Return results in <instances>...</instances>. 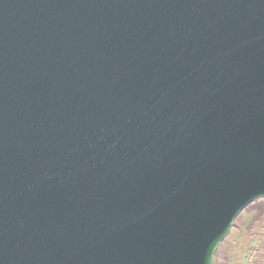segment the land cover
<instances>
[{
  "label": "water",
  "instance_id": "1",
  "mask_svg": "<svg viewBox=\"0 0 264 264\" xmlns=\"http://www.w3.org/2000/svg\"><path fill=\"white\" fill-rule=\"evenodd\" d=\"M264 199V0H0V264H212Z\"/></svg>",
  "mask_w": 264,
  "mask_h": 264
},
{
  "label": "rangeland",
  "instance_id": "2",
  "mask_svg": "<svg viewBox=\"0 0 264 264\" xmlns=\"http://www.w3.org/2000/svg\"><path fill=\"white\" fill-rule=\"evenodd\" d=\"M258 202H263L259 200ZM252 203L249 207L244 209L234 221V225L230 229L225 241L234 243L238 247L234 250V258H241L249 251L252 245L259 240L264 234V213L259 214L254 210Z\"/></svg>",
  "mask_w": 264,
  "mask_h": 264
},
{
  "label": "built area",
  "instance_id": "3",
  "mask_svg": "<svg viewBox=\"0 0 264 264\" xmlns=\"http://www.w3.org/2000/svg\"><path fill=\"white\" fill-rule=\"evenodd\" d=\"M246 264H264V247L255 246L249 250L245 257ZM212 264H233L224 254H218L213 258Z\"/></svg>",
  "mask_w": 264,
  "mask_h": 264
},
{
  "label": "crops",
  "instance_id": "4",
  "mask_svg": "<svg viewBox=\"0 0 264 264\" xmlns=\"http://www.w3.org/2000/svg\"><path fill=\"white\" fill-rule=\"evenodd\" d=\"M260 234H264V232L260 233ZM255 246H263L264 247V236L260 237L259 240L256 242V244L254 243L252 245L251 248L255 247ZM237 245L234 243H227L225 240L222 242V244H220V246L218 247V254H224L225 257L227 259H229L233 264H246L245 263V257L247 255V253H245V255L241 258H234V250L237 249ZM250 248V249H251ZM249 249V250H250Z\"/></svg>",
  "mask_w": 264,
  "mask_h": 264
},
{
  "label": "trees",
  "instance_id": "5",
  "mask_svg": "<svg viewBox=\"0 0 264 264\" xmlns=\"http://www.w3.org/2000/svg\"><path fill=\"white\" fill-rule=\"evenodd\" d=\"M251 207H253L254 210L258 211L259 214H263L264 213V203L263 202L255 201L254 204H253V206H251ZM233 225H234V223H233Z\"/></svg>",
  "mask_w": 264,
  "mask_h": 264
}]
</instances>
